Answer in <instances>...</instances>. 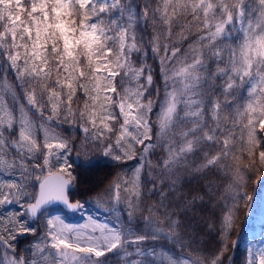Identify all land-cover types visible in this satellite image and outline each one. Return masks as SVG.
Masks as SVG:
<instances>
[{"label": "snow or ice", "instance_id": "snow-or-ice-1", "mask_svg": "<svg viewBox=\"0 0 264 264\" xmlns=\"http://www.w3.org/2000/svg\"><path fill=\"white\" fill-rule=\"evenodd\" d=\"M92 152L135 167L98 193L111 222L73 225L51 209L83 213ZM249 173L264 0H0V264H225Z\"/></svg>", "mask_w": 264, "mask_h": 264}, {"label": "trees", "instance_id": "trees-1", "mask_svg": "<svg viewBox=\"0 0 264 264\" xmlns=\"http://www.w3.org/2000/svg\"><path fill=\"white\" fill-rule=\"evenodd\" d=\"M151 62V61H150ZM163 93L161 92V95ZM66 127V126H65ZM68 135H72V133H68ZM92 158H98L99 154L96 152L91 153ZM81 161L84 157L80 158ZM134 161H127L126 165L121 164L117 166L115 161H111L110 158H103L99 157L98 161L93 165V167L87 171L83 169H78L77 171L80 174V183L77 185L74 194L72 195L73 199H79L82 201H87L93 197L98 196V193H102L104 189H106L110 184H112L117 177H124L130 176L131 172L130 169L134 168L133 165ZM93 173L95 180H91L89 175ZM252 177L248 183V192L251 195L254 191L256 176L252 173H249ZM0 179H8L7 176L5 178L0 175ZM15 209V206H9L6 210L12 211ZM248 208H245L243 204H241V211L238 214V223L236 229L233 231L232 239L238 235L241 231L242 226L244 224V220L246 218ZM0 211H5L4 209H0ZM202 240L207 242L208 247H212L215 243L214 239L210 236L202 235L200 237ZM27 238L20 237L18 243L20 247H24V243L26 242ZM169 250L171 246H168ZM234 250V254L232 255V251ZM230 255L232 264H245V251L244 249L237 245L235 248L230 249ZM229 260H225V263Z\"/></svg>", "mask_w": 264, "mask_h": 264}, {"label": "rangeland", "instance_id": "rangeland-1", "mask_svg": "<svg viewBox=\"0 0 264 264\" xmlns=\"http://www.w3.org/2000/svg\"><path fill=\"white\" fill-rule=\"evenodd\" d=\"M133 165L135 166V162ZM2 176L5 178L4 175H1V177ZM89 178L91 180H95L93 173L89 175ZM123 195L124 194L121 193L122 198ZM97 198L98 196L88 200L90 203L83 210V213H66L60 207H53L51 211L53 214L63 216L67 223L73 225L84 224L89 215L97 219L98 222H111L115 218V214L109 215V213L104 211V208L111 207V203L104 198V204L102 206H98ZM121 206H123V204ZM248 219L250 221L247 223L245 222L248 226L244 228L243 234H241L237 239L240 246L245 251V264L249 248H251L253 253L258 252L261 248H264V184H258V190L253 197ZM117 259L118 258L116 257L110 258L111 264H117Z\"/></svg>", "mask_w": 264, "mask_h": 264}, {"label": "bare ground", "instance_id": "bare-ground-1", "mask_svg": "<svg viewBox=\"0 0 264 264\" xmlns=\"http://www.w3.org/2000/svg\"><path fill=\"white\" fill-rule=\"evenodd\" d=\"M249 221H250V220L248 219L247 222H249ZM247 222H246V223H247ZM246 226H248V225H246ZM242 234H243V233H242Z\"/></svg>", "mask_w": 264, "mask_h": 264}, {"label": "water", "instance_id": "water-1", "mask_svg": "<svg viewBox=\"0 0 264 264\" xmlns=\"http://www.w3.org/2000/svg\"><path fill=\"white\" fill-rule=\"evenodd\" d=\"M74 157H75V155H74Z\"/></svg>", "mask_w": 264, "mask_h": 264}]
</instances>
